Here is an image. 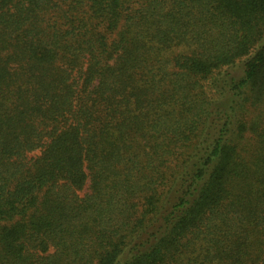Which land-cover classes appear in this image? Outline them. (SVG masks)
Listing matches in <instances>:
<instances>
[{"label": "trees", "instance_id": "obj_1", "mask_svg": "<svg viewBox=\"0 0 264 264\" xmlns=\"http://www.w3.org/2000/svg\"><path fill=\"white\" fill-rule=\"evenodd\" d=\"M0 264H264V0H0Z\"/></svg>", "mask_w": 264, "mask_h": 264}]
</instances>
